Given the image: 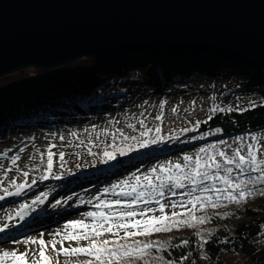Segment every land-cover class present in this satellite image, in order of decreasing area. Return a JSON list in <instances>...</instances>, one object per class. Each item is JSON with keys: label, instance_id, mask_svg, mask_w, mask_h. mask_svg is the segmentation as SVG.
<instances>
[{"label": "trees", "instance_id": "16d2710c", "mask_svg": "<svg viewBox=\"0 0 264 264\" xmlns=\"http://www.w3.org/2000/svg\"><path fill=\"white\" fill-rule=\"evenodd\" d=\"M199 80H209L218 85L217 91L222 92L219 101L247 100L248 106L240 109L223 103L220 109L225 111H216L196 131H189L190 135L199 134L195 140L188 141L186 139L189 137L184 138L185 134H181L183 140L152 145L144 154L130 150L126 155L116 156L119 158L112 161L113 174L122 177L131 170L139 172L147 163L169 158L184 146L201 143L199 149L222 140L229 143L237 137L264 134L263 68L193 54L159 57L135 52L96 60L84 59L55 70L26 71L2 79L0 132L26 121L36 125L56 123L66 116H72L75 107L83 110L97 108L101 111L107 108L120 109V103L126 100L121 98H125V90L130 84L142 86L156 82L163 87L176 81ZM232 175L235 177V171ZM240 179L245 177L241 176ZM132 184H135L134 180ZM129 186L126 185L124 191H129ZM173 190L169 197L175 201L185 198L181 192L184 189ZM192 195L208 193L196 191ZM165 200L167 197L161 202ZM152 204L157 206L155 202ZM187 209L188 213L207 215L210 219L196 227H182L168 233L137 237L145 242H170L174 246L159 249L157 245L134 264H164L165 261L173 264H264V196L257 194L239 205L228 203L204 209L188 206ZM197 232L202 233L208 241L203 246ZM182 240H187L188 244L181 245ZM159 257H163V261Z\"/></svg>", "mask_w": 264, "mask_h": 264}, {"label": "rangeland", "instance_id": "374dc122", "mask_svg": "<svg viewBox=\"0 0 264 264\" xmlns=\"http://www.w3.org/2000/svg\"><path fill=\"white\" fill-rule=\"evenodd\" d=\"M147 65L150 66V64ZM17 73L20 72L12 75ZM217 89L218 85L209 80L176 81L163 87L158 86L156 82L155 84L145 83L142 86L130 84L125 90L127 93L125 98H121L126 100L120 103V109L107 108L101 111L97 108L83 110L81 107H75L76 111L72 113V116H66L53 124L36 125L26 121L2 130L0 132V196L4 198L0 199V226L6 224L8 227L5 232L0 233V250L38 251L40 247L38 244L23 243L28 238H43L46 242L56 240V248L59 249L61 236H55L54 233L62 232L64 225L70 221L83 219L85 222H90L82 214L97 211L95 207L97 198L102 204L100 210H103L104 202L119 199L121 205H113L111 209L119 212L124 205L131 203L132 197L124 200L120 195L121 188L112 190L113 184H119L120 181L131 178L129 176L133 177V174L143 177L145 173L161 163L182 162L184 155L194 156L199 150L197 148L202 144L184 146L182 150L174 154L175 156L149 162L139 172L134 173L135 170H131L122 177L112 173L115 172L112 170L114 160L102 163L103 152L105 150L112 152L114 148L136 144L137 152L140 155L144 154L149 151V148L141 149L137 141L125 140L124 137L136 136L138 140L143 139L140 133L147 129L153 130L149 136H155L157 126L161 129L160 135L169 143L181 141L183 137H189L186 139L188 141L195 140L199 138V134L190 135L189 131H196L197 122H200L199 125L206 122L215 113L212 111L213 108L220 109L223 103L240 107V109L248 106L247 100L219 101V95L222 92ZM173 109L176 111L174 112ZM157 116H162L163 119L157 120ZM193 128L195 130H192ZM184 129L189 130L184 131ZM181 134L185 135L180 138ZM257 136L264 137V134ZM169 137L179 138L169 139ZM250 142V137L244 141L245 144ZM214 145L217 148L227 149L229 154L231 149L237 146L236 140L225 145L219 143ZM49 150L53 153L52 174H49L48 179L42 180L41 177L47 171ZM209 151L212 150L209 149ZM60 153L64 154L63 161L59 158ZM118 155L117 153L116 156ZM13 157H19L15 164L12 163ZM24 172L28 175L24 176ZM56 176L61 178L56 179ZM33 180L36 181L35 184L32 183ZM21 183L25 184V188L21 190L20 195H15L16 185ZM106 188L109 189L107 193L104 191ZM5 189L13 194L8 195ZM190 190V188H184L181 192L185 198L179 201L186 204L187 200L192 198L187 195ZM172 191L174 190L166 188L165 195L159 197L160 201L166 197L167 200L163 203L175 201L173 197H169ZM197 191H200V188H197ZM44 193L47 195L42 196ZM37 196H42L44 203L33 205L32 201ZM57 201L61 203L54 208L52 205ZM152 203L138 201L137 211L140 207H152L157 209L156 215H159L158 205L155 206ZM21 205L25 207L22 208ZM187 210L189 209L180 207L176 209L180 212ZM165 211L171 212L172 209L166 208ZM18 213H23V216ZM104 238L114 239L115 237L106 234ZM127 243L131 244L132 241L128 240ZM79 244L86 245L87 241L82 240ZM76 246L78 245L75 241L63 243L65 248ZM46 255L52 258L53 264H57V261L59 264H81V261L88 259L83 255L57 256L51 251L50 243L47 245Z\"/></svg>", "mask_w": 264, "mask_h": 264}, {"label": "water", "instance_id": "95a60500", "mask_svg": "<svg viewBox=\"0 0 264 264\" xmlns=\"http://www.w3.org/2000/svg\"><path fill=\"white\" fill-rule=\"evenodd\" d=\"M126 52L264 69V0H0V79Z\"/></svg>", "mask_w": 264, "mask_h": 264}, {"label": "snow or ice", "instance_id": "6c2138e0", "mask_svg": "<svg viewBox=\"0 0 264 264\" xmlns=\"http://www.w3.org/2000/svg\"><path fill=\"white\" fill-rule=\"evenodd\" d=\"M163 107V105H161ZM230 111V109H228ZM175 112L176 109H173ZM213 112L225 111V109L213 108ZM157 120H162V116H157ZM143 123V122H141ZM197 122L196 127H199ZM189 129H184L188 131ZM192 130H195L193 128ZM152 129H147L140 133L139 139L136 136L124 137L125 140L137 141L139 148H148L152 145L166 143L167 141L160 135L159 126L155 128L156 135L149 136ZM219 131V130H217ZM169 139H178V137H169ZM246 137H237L235 148L231 149V154L225 148H217L214 144L199 148L198 152L193 155H184L182 162L168 161L161 163L157 167L152 168L150 172L145 173L143 177L133 174V177L113 184L112 190L121 188L120 195L132 197L131 203L124 205L119 212L112 211L113 205H121L119 199L112 202H104L103 210H100L102 204L97 198L95 207L97 211H89L82 215L87 217L90 222L85 220H74L66 223L62 232L54 233L55 236H61L59 241L61 247L56 248V240L46 242L43 238H28L23 243L38 244L39 250L33 251L26 249L19 252L16 249L0 250V264H53L52 258L46 255L47 245L51 244V251L57 256H86L88 259L81 261V264H134L147 255L151 249L159 246V249L173 247L170 242L160 241H141L137 237H148L152 234L168 233L173 229L180 230L182 227H196L203 225L210 219L207 215L196 216L193 213L176 211L178 207L192 209H204L207 207L217 208L219 206L236 203L237 205L246 202L249 198L259 194L264 196V137L252 135L251 142L245 144ZM221 145L227 144V141H219ZM209 149L212 151L210 152ZM130 150H136V144L126 147L114 148L112 152L104 151L102 163H108L115 160L117 153L121 156L128 154ZM23 151V149L21 150ZM246 151V154H245ZM60 160L63 161L64 154L60 153ZM19 157H13L12 163L15 164ZM47 171L41 179H48L53 168V153L49 150L47 155ZM235 171V177L232 175ZM24 176L28 173L24 172ZM243 176L245 179H240ZM60 179V176H56ZM135 184H132V181ZM206 182H211L206 183ZM219 182V183H217ZM36 183L35 180L32 181ZM132 185L130 191H123V186ZM25 184L16 185L15 195H20ZM184 189L190 188L187 193L192 197L183 201H173L162 203L159 197L165 195V189ZM200 188L201 193L208 195L192 194ZM8 195L13 193L4 190ZM106 193L109 189L104 190ZM47 193L42 194L46 196ZM175 195V192H173ZM42 196H37L32 201L33 205L42 204L44 200ZM0 196V199H3ZM143 200L146 204L153 201L158 205L159 215H156L157 209L152 207H140L137 211V202ZM61 202L57 201L52 206L55 208ZM21 207H25L21 205ZM166 208H171V212H166ZM23 216V213H18ZM8 225L0 226V233L6 231ZM123 233V235H121ZM109 234L115 239L104 238ZM201 238V246L208 241L204 239L203 234L197 232ZM210 235V234H209ZM88 241L86 245H80V241ZM131 240L132 243H127ZM64 241H75L78 246L65 248ZM121 241H124L122 243ZM181 245H187V240H182ZM31 253V258H30ZM163 261V257H159ZM187 259V257H185ZM57 264L59 262L57 261ZM164 264H173L171 261H165Z\"/></svg>", "mask_w": 264, "mask_h": 264}, {"label": "bare ground", "instance_id": "6f19581e", "mask_svg": "<svg viewBox=\"0 0 264 264\" xmlns=\"http://www.w3.org/2000/svg\"><path fill=\"white\" fill-rule=\"evenodd\" d=\"M217 56H219V57H223V56H225V55H219V54H216ZM227 58V60H230V61H233V62H236V59H234V58H229V57H226ZM226 58H222V59H226ZM81 60H84V59H81ZM90 60H92V59H90ZM71 64V63H70ZM36 71V70H45V71H50V70H46V69H37V68H28V69H25V70H22V71H20V73L21 72H26V71ZM9 76H11V75H9ZM9 76H7V77H9ZM4 78H6V77H4ZM4 78H2V79H4ZM2 79H0V81L2 80Z\"/></svg>", "mask_w": 264, "mask_h": 264}]
</instances>
